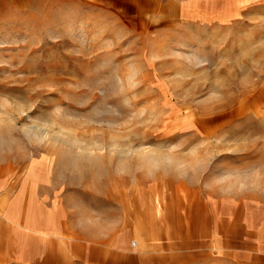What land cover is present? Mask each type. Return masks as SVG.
<instances>
[{
	"label": "rangeland",
	"instance_id": "374dc122",
	"mask_svg": "<svg viewBox=\"0 0 264 264\" xmlns=\"http://www.w3.org/2000/svg\"><path fill=\"white\" fill-rule=\"evenodd\" d=\"M190 187L264 235V0H0V264L178 238Z\"/></svg>",
	"mask_w": 264,
	"mask_h": 264
},
{
	"label": "crops",
	"instance_id": "0c3cea01",
	"mask_svg": "<svg viewBox=\"0 0 264 264\" xmlns=\"http://www.w3.org/2000/svg\"><path fill=\"white\" fill-rule=\"evenodd\" d=\"M179 183L192 185V182L184 180ZM189 190L191 199L185 205V213L179 210L181 217L176 220V223L184 226L178 238L167 232L170 229L167 223L170 222L174 230L175 219L168 222L163 219L162 227L154 229L153 242L147 249L142 250L141 245L132 244L130 237H116L112 240L114 246L109 253L106 240L99 245L102 257L99 261L103 264H167L192 258L210 264L220 255L233 259V264H264L263 234L254 231L249 224L242 223V219L237 216L230 218L231 215L223 212H227L228 207L220 209L210 195L208 201L203 199L201 189L190 187ZM37 233L41 245L48 242V236H56L43 227Z\"/></svg>",
	"mask_w": 264,
	"mask_h": 264
}]
</instances>
